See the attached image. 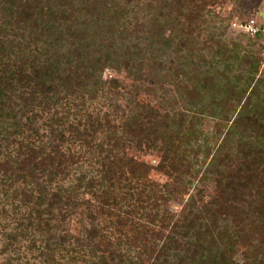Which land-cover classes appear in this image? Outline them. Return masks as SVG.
Masks as SVG:
<instances>
[{
  "label": "rangeland",
  "instance_id": "obj_1",
  "mask_svg": "<svg viewBox=\"0 0 264 264\" xmlns=\"http://www.w3.org/2000/svg\"><path fill=\"white\" fill-rule=\"evenodd\" d=\"M70 1L80 6V0ZM160 1L137 0L128 8L122 22L130 30L141 29L144 32L139 33L140 41L131 37L125 44L119 43L116 47L121 52L122 47L128 49L136 42L148 52L143 60L145 80L137 83L126 71L108 67L102 72L103 81L98 85L97 92H92L93 87H89L81 97L63 92L55 109L61 119L57 123V130L65 133L63 140L53 141L47 113H42V118L32 125L38 129V134L26 127V135L30 133L32 136L34 152L42 150L43 155L52 156L50 152L57 147L59 153L66 156L68 166L63 175L49 179L47 173L36 184L29 175V162L34 155L29 157L31 149L25 148L31 141L22 142V149L20 142H14L20 139L17 135L12 136L10 141H2L6 132L15 130V122L5 119L1 125L0 264H92L99 262L102 254H107L99 250L115 248H119L123 255H142L147 247L141 243L142 231L161 230V236L165 237L175 221L173 215L180 214L191 196L199 189L207 190V194L213 192L215 183L212 179L208 178L206 182L202 179L215 159L216 147L223 143L231 123L242 110L237 101L231 100L228 119L225 118L228 123L223 122L221 107L212 105L211 96L214 94L203 91L201 84L204 79L213 77V89L218 92L228 80L235 83L238 75L246 74L248 67L233 61L232 72H227L226 63L216 52L217 46L210 42L205 44V41L214 32L219 35L226 28L221 39L229 44H240L241 56L244 51L253 50L255 47L250 44V37L240 31L236 24L257 11L263 20L264 0H228L224 6L215 7V12L206 16L208 24L202 23L203 29L206 28L205 34L197 36L196 32L193 36H197V39L188 36L186 43H182L181 38L187 35L184 37L182 29H179L173 32V41L166 44L162 41L158 43L159 38L155 35L154 39L149 40L158 43L155 45L156 51L152 49L149 52L146 46L149 44L148 37L152 36L148 31L157 30L152 19H157L159 24L167 20L172 22L178 15L177 8L173 6L162 17L157 8ZM119 2L125 4L123 0ZM60 3L56 0L55 4ZM3 15L0 7V30ZM114 16V13H110L107 18ZM185 23L188 24L187 19ZM188 30L190 28L187 33ZM63 51L67 52V48ZM181 65L192 80L190 86L199 81L198 88L204 94L202 99L197 100L198 94L195 92L187 97L182 96L177 86L183 79L177 75ZM260 77L264 78V69H261ZM114 79L118 85L112 82ZM154 81L162 82L163 87L155 85ZM262 90L264 95V87ZM263 95L260 102L264 104ZM219 97L220 94H215L217 101ZM193 100L194 105L196 102L203 103L202 112L201 106H193ZM139 104H149L158 109L163 120L158 128L167 132L169 137H179L175 150L178 156H185L188 166L181 167L180 173L176 172L170 177L157 169L163 159L160 149H148L146 145L138 149L135 145L129 147V144L124 147L122 143L111 145L116 142L115 139L111 140L115 133L127 137L124 128L140 111ZM180 121L182 124H179ZM19 122L22 120L19 119ZM249 134L251 138L255 137L254 132ZM241 136L240 130L234 134L230 142L234 150ZM116 140L129 142L120 141L119 138ZM109 149H113L110 161L106 156ZM180 157L178 161L181 163ZM126 158L145 162L152 168L148 173L132 174ZM26 161L28 163L25 165ZM8 162L9 166H6ZM21 167L26 170L21 171ZM89 186H93L92 192L97 194L92 195ZM56 195L72 198L79 208L75 211L72 207L56 203ZM162 196H165L167 203H164ZM107 200L110 201L109 206L105 205L101 210ZM88 205L90 209H87ZM157 205L161 206L160 209H157ZM93 229L98 232L96 244L87 246L91 242L89 237Z\"/></svg>",
  "mask_w": 264,
  "mask_h": 264
},
{
  "label": "trees",
  "instance_id": "obj_2",
  "mask_svg": "<svg viewBox=\"0 0 264 264\" xmlns=\"http://www.w3.org/2000/svg\"><path fill=\"white\" fill-rule=\"evenodd\" d=\"M58 1L61 3L55 4L56 0H0L4 13L0 30V127L5 119L15 122V130H5L6 136L1 140L10 141L12 136L17 135L20 139L14 142H20L21 149L24 147L22 142L31 141L25 148L31 149L29 157L34 155L29 162V175L36 184L47 173L49 179L63 175L68 165L66 156L59 153L57 147L50 152L52 156L43 155L42 150L34 152L32 136L30 133L26 135V127L38 134V129L32 125L42 118V113H47L53 141L63 140L65 133L57 130V123L61 119L55 112L61 94L66 92L81 97L89 87L94 88L92 92H97L98 85L103 81L102 72L108 67L126 71L137 83L145 80L143 60L148 52L136 42L128 49L122 47L121 52L116 48L131 37L140 41L139 33L144 32L141 29L130 30L122 22L125 12L137 0H123L124 5L120 0H80V6L70 0ZM227 1L161 0L157 8L162 17L173 6L177 8L178 15L172 22L167 20L159 24L153 18V26L157 25V30L148 31L152 36H147L148 40L156 35L158 43H170L173 32L179 29H182L184 37L187 35L181 38L182 43H186L188 36L197 39V36L205 34L206 28L203 29L202 23L208 24L206 16ZM257 12L245 20L257 16ZM110 13L116 16L107 18ZM216 16L219 17V14L216 13ZM196 32L198 35L193 36ZM225 33L226 28L219 35L214 32L205 44L210 42L217 46L216 52L226 63L227 72H232L233 61L246 64L248 71L238 75L235 83L228 80L218 92L213 89V77L204 79L201 84L203 91L214 94L211 96L212 105L221 107L223 122H227L231 100L237 101L242 110L231 123L223 143L216 147L215 159L202 179L205 182L212 179L215 183L213 192L207 194V190L199 189L191 196L180 214L173 215L175 221L165 237L161 236V230L145 227L147 230L142 231L141 243L147 247L142 255L131 257L121 254L119 248L99 250L96 247L107 254H102L99 262L92 264H264V104L260 102L264 87V78L260 77L262 46L259 38L250 37V44L256 49L246 50L241 56L240 44L231 43L230 47L231 44L221 39ZM150 42L146 48H149V52L152 49L156 51L158 43ZM65 48L67 52L63 51ZM182 68L181 65L177 70V75L183 77L177 85L182 96L187 97L195 92L198 94L196 99H202L204 94L198 88L199 81L190 86L192 80ZM112 82L119 84L115 79ZM154 84L163 87L162 82L154 81ZM217 93L220 94L218 101L215 99ZM194 101L193 106L203 104L196 102L194 105ZM138 106L140 111L124 128L127 137L115 133L111 140L115 139L116 142L111 145L122 143L124 147L129 144V147L135 145L138 149H143L144 145L148 149H160L163 159L157 169L170 177L176 172L180 173L181 167L188 166L185 156H178L175 150L179 137H169L167 132L158 128L163 121L158 109L149 104ZM179 124H182L181 121ZM238 130L242 136L234 150L230 142ZM252 132L255 133L253 138L249 134ZM116 138L129 142H117ZM112 153L113 149H109L107 160L110 161ZM126 160L132 174L148 173L152 168L145 162L131 158ZM6 164L9 166V162ZM24 170L26 168L21 167V171ZM89 188L92 192L93 186ZM95 194L92 192V195ZM162 197L167 203L165 196ZM54 198L56 203L72 207L75 211L79 208V204H75L70 197L56 195ZM109 202H104L101 210L109 206ZM160 207L157 205V209ZM87 209H90V205ZM91 234V242L87 246L96 244L97 230L93 229Z\"/></svg>",
  "mask_w": 264,
  "mask_h": 264
},
{
  "label": "built area",
  "instance_id": "obj_3",
  "mask_svg": "<svg viewBox=\"0 0 264 264\" xmlns=\"http://www.w3.org/2000/svg\"><path fill=\"white\" fill-rule=\"evenodd\" d=\"M260 13L245 21H239L236 25L249 37L259 38L261 48L262 69H264V19L259 18Z\"/></svg>",
  "mask_w": 264,
  "mask_h": 264
}]
</instances>
